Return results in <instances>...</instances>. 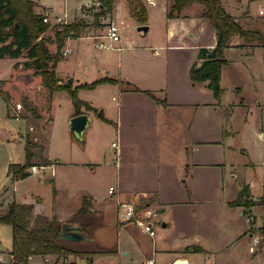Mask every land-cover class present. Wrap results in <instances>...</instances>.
<instances>
[{"label": "crops", "instance_id": "obj_1", "mask_svg": "<svg viewBox=\"0 0 264 264\" xmlns=\"http://www.w3.org/2000/svg\"><path fill=\"white\" fill-rule=\"evenodd\" d=\"M97 1L98 0H85L75 11L73 19H67L68 12L65 9H63L62 14H57L52 7L44 6L39 0H36L34 10L36 13H41L37 9L40 10L42 6L44 10H48L49 14L52 13L53 15H49L52 21V24L49 22L51 26L58 23H71L76 20H84L87 23L85 28H87L90 25V21L87 20L86 17L88 16L90 18L92 15L94 18V12L96 11L94 6H97ZM226 1L229 2L230 9L227 8ZM238 1L240 0H223L226 9L233 14L238 21H241L243 18V8L235 6V4L239 3ZM151 4L155 5L156 1L152 0ZM261 6L262 4L259 6V13L257 12L259 18L256 19L254 24L259 22L260 25L264 27V14L260 13ZM194 8L197 11L188 16L185 14L187 17H166L167 21H170L168 26V28H170V34L177 29L185 32L194 29L195 33H193L192 36L196 35L200 37L205 30H208L211 34L209 41L205 42L204 47L137 50L142 56V63H146L147 67L143 71L144 84L139 81L137 77L134 78L130 76L131 74L126 71L122 62L123 53L121 51L116 52L118 53L116 59H111V57H113L112 55L115 54L112 52H101V59L96 58L94 55L91 57L90 65H92V73L98 75L96 78L91 79L89 78V73L84 72L81 74V79H83V81L78 82L73 72L70 73L66 71L59 75V64L64 62L63 59H65L66 55L73 52V43L78 45L77 41L83 39V37L93 40V38L89 36L68 37L66 39L63 49L66 47L70 48V52L64 55L63 59L58 61L55 65L58 83L65 84V81L71 80L74 86L84 83L91 84L93 81L104 77L112 79L113 82H101V84H97L95 87L84 88L78 91H81L78 97L88 102L90 105V108L82 106L80 114L86 113L92 117V123L84 133L85 142L84 144H80L83 147V154L80 162L69 161V163H62L46 156L51 162L50 165L44 166L34 173L30 172L29 176L14 180L9 175L12 185L11 189L6 187L3 193H1L0 215L5 212L8 204L12 201L17 203H31L34 204L35 212L37 213L43 212L49 217L54 216L58 221L79 225L78 222H73L70 219L83 205L82 200H85L89 206V212L82 220L87 225L91 223L87 228L91 240L87 243H82V245L89 247L90 245L88 243L96 240L92 233L99 228L107 227L114 232L115 235L114 250H112V252L126 257L124 260L125 264H133V261L135 262L138 260V257L143 253V245L140 243V236L138 234L141 228L137 227L133 222H120L119 219H117L116 201L126 199L139 192H147L150 198L149 204L151 203V210L156 212V215L152 217L154 229L157 231V223L161 224L158 232L159 237L157 240L153 238V248L150 250L152 257L150 256L148 261L152 260L153 264H175L178 259H182L184 264H240V255L242 251L240 244L247 241L246 243L249 251L243 254V264H263L264 256L255 254L252 248H254L260 238L264 237V231L261 232L262 229L264 230V202L261 204V202L259 203V200H257V198L259 199L264 195V168L262 169V179H260V181L257 178L251 180L245 179V185L250 186L251 195L256 199V204L246 208L245 206L231 207L228 203L231 200L226 202V207L229 209L227 220L220 223V225L215 228L216 238L214 239L215 242L213 241V244H218L220 247L214 245L211 250H208L199 245L203 249L202 253L205 254V258L200 256V251H185L186 248H192L194 246L188 243L186 239L187 235L185 234L187 229L185 226L181 227L179 233L177 232L176 227L181 222L178 220L175 212L181 211L179 207L185 206H174V204H169L172 202H166L165 200L167 198H175V196L181 194V191L184 190L190 180L201 182L206 179L209 181L212 177V172L208 170V168L217 165L211 148L213 144H216V141L213 132L211 134L212 129L210 130L209 118L207 115L209 114V110L214 107L216 97L209 88L207 81L203 83L195 82L190 78V69L195 63H198L199 66L203 64L202 60L198 59L199 50L201 48L216 47L218 32L207 17L201 16L203 8L201 6ZM89 9L92 10L89 11ZM186 11L189 10H184L182 13ZM112 15H114L113 12L101 14L98 22L95 24L98 26L101 24L106 25L108 22L104 21L105 18H110ZM247 16L252 19L251 14L248 13ZM188 20L193 21L192 25L183 23ZM259 30L262 33L264 32L262 27H260ZM249 42L250 41H245L235 36L231 41V45L226 48L225 56L231 61L229 66L243 63L251 71L250 77H252L254 81L249 80V91H252L254 94L255 107L253 111L258 116V127H261L259 128L260 136L264 139V84L263 82H257L258 78L252 74L258 67V63H256L257 60H260L264 64V44L259 41H254V43ZM117 47H120L119 43ZM84 49L85 48L82 47V50ZM169 51H172V56L170 57ZM159 55L162 57L160 62L165 64L159 71H156L155 68H151V65L159 61L156 58ZM19 57H0V101H2L0 105H2V103L5 105L6 113L10 116L14 114L11 109L13 105H22L23 102L21 100L25 99L24 97L21 98L23 93L28 97V101L31 102L35 100L39 94H45L51 109L54 103L53 96L57 92L63 90L49 92L43 83H41L40 75L35 74V70L33 69L30 70L29 68H25V66L22 65L23 60ZM141 61L137 63H141ZM172 64L173 68L169 69L168 66ZM224 73L222 69L220 77L222 85L225 79ZM156 75H159L162 82L161 85L155 84ZM123 79H127L125 85L121 81ZM104 84H111V87H115V89L112 90L115 92L118 100L112 97L115 101L114 104H109V102L100 100L99 97L95 98L90 96V94H83L84 91L91 92L97 88H101ZM241 84L242 83L236 87H231L229 84L227 87H222L224 88L223 97L225 96V100L229 101V105L240 104L234 99L235 95L233 94L234 96L232 97L230 92L241 95L243 92ZM134 86L141 90H148L154 97L152 98L147 93L137 89L132 91L134 90ZM16 87H21V90L20 92L16 90V94H14L13 92ZM159 100L165 101L161 102ZM71 104L72 109L68 113V118L74 116L72 100ZM100 108L102 109V116L108 121L97 116V123H95V113ZM14 115L15 117L25 118L31 129L32 122H28L29 118L20 116L17 113ZM29 127L25 133L26 140L30 132ZM105 129H111L109 131L115 133L117 137L114 151L116 158L115 165L106 164V157L104 158L106 154H103V151L98 148V144L96 146V134L99 133L101 135V132ZM73 140L77 141L74 138ZM32 141L34 142L36 139ZM263 160L264 156L262 158V161ZM35 163L36 162H34V164ZM62 166L80 167L83 174H85L87 168H90V170L96 168L104 169L105 167V169L112 168L113 174L115 175L114 194L109 195L108 191L105 192V189L100 188L98 182H92L94 185L93 187L88 186L87 188L76 191L77 205L72 207L68 212L60 210L57 205L56 200L58 199V192L63 190L56 186L55 183H53V186H55L56 191H53L52 202L50 203H46L44 197L36 189H33L36 185L27 184L24 193L20 194L18 199L15 198L14 186L18 188L20 184L27 182L35 173L40 175L38 179H43L45 181L49 179V181L52 182L56 180L58 184L59 179H57V176L61 170H59V168ZM262 166H264V163H262ZM49 170L50 173H47ZM220 177L223 181L224 172H221ZM110 186L113 185L109 184V187ZM185 193V196L188 195L187 191ZM182 202L184 201L182 200ZM249 213L255 215L253 223H250L247 219ZM162 215H164V218ZM157 216L162 217L163 220H160ZM243 218L245 219L243 220ZM187 219V217H184L183 222L186 223ZM2 242L3 240H0V245H2ZM98 247L102 250L109 248L100 245ZM10 248L11 245H5L0 249V263L11 262L12 257L10 255ZM220 248L229 250L228 255L224 256L221 254L219 256L221 252ZM102 255L104 256L103 253H95L79 258L72 257L71 261L74 262L72 264H83L82 261L84 260H87V264H105V260L98 259V257H102ZM37 256H41L42 259L45 257L42 255H33L29 258V264H38V262H35ZM246 260H248V262H246ZM58 261L55 259L54 263ZM119 261L120 259H117L115 263L119 264Z\"/></svg>", "mask_w": 264, "mask_h": 264}, {"label": "rangeland", "instance_id": "obj_2", "mask_svg": "<svg viewBox=\"0 0 264 264\" xmlns=\"http://www.w3.org/2000/svg\"><path fill=\"white\" fill-rule=\"evenodd\" d=\"M84 1L85 0H39V2L44 6L52 7L57 14H62L63 9H65L68 12L67 19L74 18L75 11L80 5H82V3H84ZM155 1L156 4L152 5V0H144L146 9L148 11V20L146 25L149 29L145 35L136 29V21L133 20L129 12H127L126 0H116L112 10L114 15H112L110 18H105V20L103 19L105 22H118L121 36L120 40L118 41L121 49L118 47V49H113L106 52L115 53L112 55L113 57H111V59H116L118 56V53L116 52L121 51L123 53L122 62L126 71L131 74L130 76L134 78L137 77L143 84L145 83L143 81V71L147 67L146 63H142V56L137 50L204 47L205 42L209 41L211 36L208 30H205L203 35L200 37L196 35L192 36V34L195 33L194 29L187 32L177 29L175 32L173 31V33L170 34V28H168L170 21H167L166 17L169 6L173 3V0ZM34 2L36 4V0H34ZM238 2L239 3L235 4V6L243 8V18L240 21L241 25L246 28L259 29L262 27L264 29V27L260 25L259 22L254 24L256 19L259 18L258 13L260 4H262L261 7L264 8V0H240ZM197 6L204 8L202 4L195 3L186 7L184 10L189 11L182 13L180 17H187L189 14L196 12L197 10L194 7ZM226 6L230 9L228 1H226ZM94 7H96V5ZM40 8L43 9L42 6ZM41 9L37 10L41 12L43 16H46L49 20L48 22L52 24V21L49 18V15L52 13L49 14L48 10ZM91 10L92 9H89V11ZM202 13L203 12L201 11V16ZM248 13L251 14L252 19L247 16ZM86 19L90 21V25L89 27L83 29L84 31L80 37L100 35L105 24H101L100 26L96 25L92 15L90 18L87 16ZM120 21H122V23H120ZM192 22L193 21L188 20L184 21L183 23L192 25ZM214 28L217 29L216 27ZM54 30L55 29L53 28H48L45 36H53L55 32ZM77 42L78 45H76V43H73L72 45L73 52L69 53V55H66L65 59H63L64 62L59 64V75L66 71L70 73L73 72L75 77L78 79V82L83 81V79H81V74L84 72L89 73V78H96L98 75L96 73H92L90 59L93 57V55L96 58L101 59V52L104 51L94 47V39L92 40L83 37V39ZM251 42L254 43V41H250L249 43ZM118 43L116 44V47ZM47 47L52 53H55L57 50L55 43L52 41L48 42ZM82 47L85 49L82 50ZM63 50L64 49L61 51L63 52ZM169 52L170 57L172 56V51ZM19 58L22 59L23 62L28 60V58L25 57V53ZM156 58L159 61L154 62L151 65V68H155L156 71H159V69L162 68L165 63L160 62V59L162 58L160 55ZM138 61H141V63H137ZM256 63H258V67L252 74L258 78L257 82H263L264 84V64L260 60H257ZM168 68H173V64L169 65ZM29 69L35 70L34 67ZM223 73L225 79L223 85L221 84L222 87H227L228 84L231 87H236L242 83L241 86L243 87V92L241 95L238 93L236 94L235 92H230L232 97L235 95L234 99H236V102L240 103L238 105H229V101L225 100V96L221 98V100L215 98L214 107L210 109L208 112L209 114H207L209 118L210 130H213H211V134L213 132V136H215L214 139L216 141V144H213L211 148L214 153V160L217 162V165L208 168V170L212 172V177L209 179V181L206 179L202 180L201 182L190 180L188 181L184 190L181 191V194L175 196V198L172 199H165L166 202H172L169 204H174V206H185L179 207L181 208V211L175 212V215H177L178 220L181 222L176 227L177 232L179 233L181 227L185 226L187 229L185 235H187L186 239L188 243H191L194 246H203L208 250H211L214 245L220 247L218 244H213V241L216 238L215 228L219 226L220 223L227 220L229 209L226 207V202L229 200L233 201L239 196L245 186V179L251 180L253 178H257L260 181V179H262V169L264 168L261 163L264 156V139L260 136L259 128L261 127H258V116L253 111V108L255 107L254 94L252 91H249V80H252V77H250L251 71L243 63H240L237 65H231L229 67L224 66ZM126 80L127 79L121 80L124 85L127 82ZM155 80V84H162L159 75H156ZM64 83H66V81ZM135 87L136 86H134V90L132 91H135ZM20 88L21 87H16L15 91L12 90L14 91L13 93L16 94V90L17 92H20ZM112 89L114 90L115 87H111V84H104L101 86V88H97L91 92L84 91L83 94H90V96L95 98L99 97L100 100L109 102V104H114L115 101L112 99V97H115L117 100L118 98ZM79 93H81V91L78 92V94ZM23 97L25 99L21 100L23 102L22 105H13L11 109L14 114L17 113L20 116L29 118L28 122H32L33 124H31V129L28 126L25 118L15 117L14 114L8 116L5 105L3 103L0 105V198L4 188L7 187L11 189L12 185L11 178L7 174L8 165L25 161V133L28 127L30 132L29 135L27 134V138L30 141L36 139L34 142L37 144V146H35L32 150L35 152V156L33 158L34 162H38V160H40L39 155L41 151H43L44 155L48 158L55 159L57 162L62 163H69V161H77V163H79L83 154L82 145H80L77 141H74L71 135L67 132V123L69 119L67 116L72 109L68 92L64 90L57 92L53 96L54 103L51 109L50 103L48 102L47 96L45 94H39L32 102L28 101V97H26L24 93L21 98ZM100 109H98L95 113V123H97V112ZM109 130L111 129L103 130L101 135L99 133L96 134V146L98 144V148L103 151V154H106V156H104V158L106 157L105 163L115 165L116 158L114 151L116 145H112V143H117V137L115 133ZM105 168H96L94 170L87 168L85 170V174H83L80 167L75 168L62 166L59 168V170H61L57 176V179H59L58 184L56 180V182H52L49 181L48 178L47 181L38 179L40 175L35 173L33 174V177L29 178V180L24 184H20L18 188L17 186H14L15 198L18 199L19 195L24 193L25 189L27 188V184H29L33 186L36 185L35 188L33 187V189H36L44 197L46 203H50L52 202L53 191H56L55 186H53V183H55L56 186L63 190L58 192L59 195L58 199L56 200L57 205L60 210L68 212L72 207L77 205L76 191L87 188L88 186L93 187L94 185L92 182H98L100 188L105 189V192L108 191L109 184L115 187V175L113 174L112 168ZM221 172H224L223 181L220 177ZM47 173H50V170L47 171ZM203 175L205 176L204 173ZM186 191L188 195L185 196ZM149 200L150 198L148 201ZM182 200L184 202H182ZM249 200L252 201L253 205L256 204V199L253 198L251 194ZM257 200H259V203L261 202V204H263L264 195L259 199L257 198ZM84 203L87 204L85 200ZM164 215H162L163 218ZM184 217L188 218L186 223L183 222ZM253 217L255 218V215H253ZM157 218L163 220V218L160 216H157ZM244 219L245 218H243V220ZM160 226L161 224L157 223V231L155 230L154 237L155 240H157L159 237L158 232ZM262 231L264 230L262 229L261 232ZM92 234L96 240L89 242L88 244L90 246L88 245L89 247H86V249L91 247L93 249H98L100 248L98 247L99 245L105 247L107 246L109 248L105 249L108 250L106 253H103L104 256L102 255V257H98V259L105 260V264H116V260L120 259L119 264H125L124 260L126 257L122 256L121 254H114L112 252V250H114L113 245L115 244L114 232L109 230L107 227H102L95 230ZM138 234L140 236V243L143 245V253H141L140 257H138V260L135 262L133 261V264H145L148 262V259L151 256L150 250L153 248V238L148 236L142 230H140ZM0 240H3L1 243L2 245H0V249L5 245H11V227L8 224H0ZM246 242L247 241L240 244L242 248L240 264L244 263L243 254L249 251ZM220 249L221 252L219 253V256L221 254L224 256L228 255L229 250H225L223 248ZM252 250L255 252V254H261L264 256V237L257 241ZM202 252L203 251H200V256L205 258V254ZM49 256L50 264H54L55 259H57V261L59 260L57 264H72V257L78 258L74 257L73 255L66 258L55 254ZM42 260L43 259L41 256H37L35 262L42 264ZM82 262L83 264H87V260ZM246 262H248V260H246Z\"/></svg>", "mask_w": 264, "mask_h": 264}, {"label": "trees", "instance_id": "obj_3", "mask_svg": "<svg viewBox=\"0 0 264 264\" xmlns=\"http://www.w3.org/2000/svg\"><path fill=\"white\" fill-rule=\"evenodd\" d=\"M95 7L94 23L98 22L99 16L104 13H112L116 0H98ZM195 3L202 4L203 17H207L212 25L217 28L218 38L215 48H201L198 59L202 60L201 66L195 63L190 69V78L195 82H208L209 88L214 96L221 100L224 88L221 86V71L224 66H229V61L225 56V50L231 45L232 39L237 36L245 41H259L264 44V34L259 29L246 28L240 21L231 14L225 7L223 0H173L168 9L167 18H178L186 7ZM34 0H0V57H19L24 55L28 60L22 62L25 68H35V74L40 75L41 83L50 91L64 90L68 92L73 102L74 115L81 113V107L90 108L88 102L78 97V91L84 88H92L101 82H113L109 78H101L91 84H80L73 86L71 80L65 84L58 83L55 72V65L63 59L62 49L68 37H79L87 23L75 21L71 23H58L51 26L49 22L43 21V14L34 11ZM126 9L136 23L147 24L148 11L144 0H126ZM55 29L53 36L46 37L48 28ZM10 40V41H9ZM9 41V42H8ZM54 42L56 52L52 53L47 47L48 42ZM140 90L152 98L154 97L148 90ZM164 102L165 100H159ZM102 119L108 121L104 116ZM37 144L29 139L25 143L24 163L9 164L7 174L14 180L25 178L30 175L27 170L30 166L50 165V160L46 158L43 151L40 152L38 162L34 164L35 152L32 150ZM43 150V148H42ZM250 186L245 185L243 191L235 200L231 201V207H251L249 200ZM71 217L70 220L78 222L80 229L90 237L87 232L88 225L82 220L88 215L89 206L84 203ZM82 220V222H81ZM80 221V222H79ZM6 223L12 228V244L9 263L0 264H29V258L33 255H58L63 258L74 256L84 257L95 253H106L102 249H86L82 243L69 241L60 238L63 222L58 221L54 216L49 217L45 213L35 212V206L31 203H21L12 201L7 209L0 215V223ZM203 251L200 246L188 247L185 251ZM90 259V258H89ZM74 263V262H73Z\"/></svg>", "mask_w": 264, "mask_h": 264}, {"label": "built area", "instance_id": "obj_4", "mask_svg": "<svg viewBox=\"0 0 264 264\" xmlns=\"http://www.w3.org/2000/svg\"><path fill=\"white\" fill-rule=\"evenodd\" d=\"M261 14H264V8L260 10ZM44 22H48V18L46 16L43 17ZM122 23V21H120ZM94 39V47L98 48L99 50H103L104 52L118 49L116 47L117 42L120 40V29L118 22L110 21L104 27L102 33L97 36H89ZM70 52V48H65L63 50V55H66ZM112 145H115L113 143ZM264 163V160L262 161ZM44 166H30L29 171L34 173L38 171V169L43 168ZM110 195L114 194L115 187L110 186L108 189ZM149 194L147 192H139L137 194H133L132 196L117 200V219L120 222L122 221H129L133 222L137 227L141 228L148 236L151 238L155 237V229L153 226L152 217L156 215V212L151 210V205L149 204ZM248 221L250 223L254 222V217L250 213L248 214ZM50 256L45 255L43 257V264H50ZM57 264V263H54ZM145 264H153L152 260H149Z\"/></svg>", "mask_w": 264, "mask_h": 264}, {"label": "water", "instance_id": "obj_5", "mask_svg": "<svg viewBox=\"0 0 264 264\" xmlns=\"http://www.w3.org/2000/svg\"><path fill=\"white\" fill-rule=\"evenodd\" d=\"M136 29H138L141 33H144V35L149 30L146 24H139L137 25ZM97 116L102 118V109L97 112ZM91 123L92 117L86 113L71 116L68 120V132L75 140H77L79 144H84V133ZM59 237L76 242H88L91 240V237H87L86 234L80 229L79 225L69 222H63L62 232ZM175 264H184V262L182 259H178Z\"/></svg>", "mask_w": 264, "mask_h": 264}]
</instances>
